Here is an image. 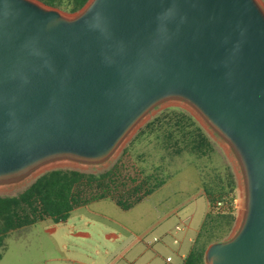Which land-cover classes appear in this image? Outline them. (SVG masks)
<instances>
[{
	"label": "water",
	"instance_id": "95a60500",
	"mask_svg": "<svg viewBox=\"0 0 264 264\" xmlns=\"http://www.w3.org/2000/svg\"><path fill=\"white\" fill-rule=\"evenodd\" d=\"M169 100L228 144L244 181L236 230L205 263L264 264L259 0H89L73 15L0 0V185L57 160L109 161Z\"/></svg>",
	"mask_w": 264,
	"mask_h": 264
},
{
	"label": "rangeland",
	"instance_id": "374dc122",
	"mask_svg": "<svg viewBox=\"0 0 264 264\" xmlns=\"http://www.w3.org/2000/svg\"><path fill=\"white\" fill-rule=\"evenodd\" d=\"M259 2L264 8V0ZM155 117L158 118L146 126ZM195 122L211 138V149L205 155L190 149L192 142L187 132L195 128ZM51 168L93 173L112 170L116 182L112 186L115 198L119 195L128 198L134 194L142 196L145 190L152 188L153 191L129 210H124L112 198H103L77 207L70 221L65 223L54 224L50 218H44L33 225L10 231L4 246L0 247V264H54L49 259L63 257L67 250H91L98 240L102 245L109 244L103 238L105 231L125 232L123 226L139 233L146 231L137 249L132 251V254L136 251L144 253L142 264H169L166 261L168 256L173 260L171 264H182L181 255L189 252L198 230L203 238L227 240L236 230L237 218L244 210V181L231 148L191 106L179 100H169L156 106L109 161L85 165L57 160L50 167L37 170L21 181L0 185V196L18 195L40 173ZM230 173H234L237 182L233 207L236 220L230 230L220 232L219 227L226 221L228 208L217 205L207 216L208 202L203 182L215 184L219 176H224L226 181ZM72 225L90 231L92 237H71ZM177 225L182 229L177 231ZM53 226L57 227L56 231H49ZM155 237L159 241L148 245L147 241ZM175 239L177 243H174ZM78 240L82 243L75 246ZM197 243L198 239L193 248ZM129 262L124 258L119 264Z\"/></svg>",
	"mask_w": 264,
	"mask_h": 264
},
{
	"label": "trees",
	"instance_id": "16d2710c",
	"mask_svg": "<svg viewBox=\"0 0 264 264\" xmlns=\"http://www.w3.org/2000/svg\"><path fill=\"white\" fill-rule=\"evenodd\" d=\"M38 1L73 14L80 11L89 0ZM157 118L148 122L146 126ZM179 121L182 122V120ZM187 133L191 137L190 149L193 152L205 155L211 149V138L201 125L195 122V128ZM113 174L115 173L112 170L93 173L72 168H56L39 175L18 195L0 196V247L4 246L5 238L10 231L33 225L44 218H50L53 223H64L75 208L93 200L112 198L123 209H129L143 196H147L153 191L152 188L145 190L142 196L134 194L132 198H128L119 195L115 198L112 186L116 182ZM203 184L210 209L207 216L212 214V208L220 202L224 208H228L225 216L226 221L219 227L220 232L230 230L236 220L233 212L237 186L234 173H230L226 181L224 176H219L215 184L206 181ZM197 239L198 243L185 257L183 264H206L207 247L214 242L223 241V239H214L213 237L203 238V234H199Z\"/></svg>",
	"mask_w": 264,
	"mask_h": 264
},
{
	"label": "crops",
	"instance_id": "0c3cea01",
	"mask_svg": "<svg viewBox=\"0 0 264 264\" xmlns=\"http://www.w3.org/2000/svg\"><path fill=\"white\" fill-rule=\"evenodd\" d=\"M129 209H124V210H129ZM74 210H76V208ZM209 210L210 209H209V204H208L207 214ZM72 212L67 221H70ZM101 217L103 219L104 218L106 219L104 215H101ZM54 224H60V223H54ZM177 227H179V229H177ZM56 229L57 227L53 226V227H50L48 230L51 232H54L56 231ZM123 229L125 230V232L117 231V230L105 231L103 238L106 241H108L109 244L102 245L101 242L98 240L97 243L91 248V250L84 249L85 251H81V252H78V251L73 252L74 250H67V252L64 253L63 257L51 258L49 259V261H53L54 264H119L124 258H127L130 260V262L126 264H142L144 253L136 251L135 254H132V251L137 249V246L139 245L140 241L143 240L146 231H141L139 233L138 231H135L131 227H127V226H123ZM181 229L182 228L180 226L178 225L176 226L177 231ZM71 230L73 231L70 233L71 237H74L75 239H88L92 237V234L90 231H84V230L78 229L76 225H72ZM199 234H200V230L197 231V237ZM197 237L195 238V240L197 239ZM155 238L153 240H148L147 244L151 245L154 242L159 241L158 238L157 240H155ZM195 240H193V244L191 245V249L189 250V252L182 253L181 255L182 264H183L185 257L193 249ZM177 242L178 240L175 239L174 243H177ZM81 243L82 241L78 240V242L74 244L75 246H78ZM122 244H124L123 248L120 247L121 249L120 248L117 249L118 246L119 245L121 246ZM168 258H171V257L168 256L166 258L167 263L171 264L173 260L171 259L170 261H168ZM0 260L2 261V259ZM145 264H150V263H145Z\"/></svg>",
	"mask_w": 264,
	"mask_h": 264
},
{
	"label": "built area",
	"instance_id": "2783aa9c",
	"mask_svg": "<svg viewBox=\"0 0 264 264\" xmlns=\"http://www.w3.org/2000/svg\"><path fill=\"white\" fill-rule=\"evenodd\" d=\"M218 205H221V203L218 202ZM177 229H179V227H177ZM155 240H157V238H155ZM170 260H171V258H168V261H170Z\"/></svg>",
	"mask_w": 264,
	"mask_h": 264
},
{
	"label": "bare ground",
	"instance_id": "6f19581e",
	"mask_svg": "<svg viewBox=\"0 0 264 264\" xmlns=\"http://www.w3.org/2000/svg\"><path fill=\"white\" fill-rule=\"evenodd\" d=\"M46 167V166H45ZM45 167H42L40 170H43ZM47 167H49V166H47Z\"/></svg>",
	"mask_w": 264,
	"mask_h": 264
}]
</instances>
